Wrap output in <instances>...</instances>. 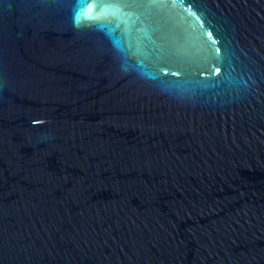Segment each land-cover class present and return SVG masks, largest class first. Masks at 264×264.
I'll return each mask as SVG.
<instances>
[{
  "label": "water",
  "instance_id": "95a60500",
  "mask_svg": "<svg viewBox=\"0 0 264 264\" xmlns=\"http://www.w3.org/2000/svg\"><path fill=\"white\" fill-rule=\"evenodd\" d=\"M0 264H264V0H0Z\"/></svg>",
  "mask_w": 264,
  "mask_h": 264
},
{
  "label": "snow or ice",
  "instance_id": "6c2138e0",
  "mask_svg": "<svg viewBox=\"0 0 264 264\" xmlns=\"http://www.w3.org/2000/svg\"><path fill=\"white\" fill-rule=\"evenodd\" d=\"M91 2H92V3H97V4H98V3L100 2V0H91ZM82 15H83V16H86V17H88V18H95V17H93V15H92V9H91V8H86V10L82 12Z\"/></svg>",
  "mask_w": 264,
  "mask_h": 264
}]
</instances>
